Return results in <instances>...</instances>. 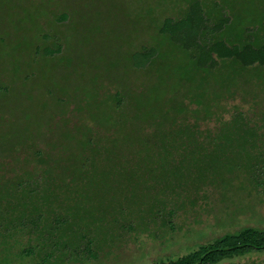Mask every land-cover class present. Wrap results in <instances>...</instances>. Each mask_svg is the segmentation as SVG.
Instances as JSON below:
<instances>
[{"label":"rangeland","instance_id":"obj_1","mask_svg":"<svg viewBox=\"0 0 264 264\" xmlns=\"http://www.w3.org/2000/svg\"><path fill=\"white\" fill-rule=\"evenodd\" d=\"M194 4L199 15L193 17L209 19L206 25L229 12L231 36L264 16V0H0V174L5 171L11 185L19 181L17 172L29 170L35 186L64 191L43 206L46 226L56 213H68L50 238L60 247L39 248L42 240L30 228L8 240L0 233V264H150L243 225L264 227V189H251L239 177L226 189L205 185L175 215L154 214L153 186L166 176L168 183L179 179L177 149L157 151L192 135L184 137L181 129L189 123L162 125L153 113L164 109L173 117L171 109H178L185 90L198 81L191 80L198 51L184 43L193 37L183 28L174 40L162 27L167 20L178 25ZM149 49L155 53L144 64ZM258 71L247 81L224 67L209 75L206 94H214L218 78L221 107L214 118L199 120L201 130L214 128L220 113L226 119L235 107L257 120L264 109V67ZM226 82L234 97L223 98ZM187 119L194 121L189 114ZM164 126L184 132L170 135ZM75 187L81 198L67 196L66 188ZM140 199L143 209L133 215L128 210L138 208ZM119 206L132 215L133 226L125 215L113 223ZM81 234L93 240L89 251L78 248L87 246ZM28 246L34 251L22 254ZM250 262L264 264V252L219 264Z\"/></svg>","mask_w":264,"mask_h":264},{"label":"trees","instance_id":"obj_2","mask_svg":"<svg viewBox=\"0 0 264 264\" xmlns=\"http://www.w3.org/2000/svg\"><path fill=\"white\" fill-rule=\"evenodd\" d=\"M218 6L219 4L216 3L215 8ZM194 8H196L195 4L191 5L189 14L185 19L178 21V25L167 20L166 25L162 27L174 40L177 38V31L183 28L193 37L184 43L187 49L194 48L198 51L197 57L192 55L195 59L192 69H195L197 74L191 77L192 81L195 77L198 78V81L197 84L194 82L195 86L192 90H185L182 103L178 109H171L173 110V117L167 116L169 111L164 109L157 115L153 113L154 117L151 116L160 121L162 125L165 120L177 122L183 120L184 123H189L188 126L181 128L182 130L186 129L184 137L187 134L192 135V138L185 139L183 143L179 141V143L170 144L167 147L164 144L162 146L163 152L156 150L157 154L165 155L172 152L171 148L178 151L176 155L178 157L174 163V165L176 164L174 168L179 173L175 175L176 178L179 177L178 181L168 183L166 179L169 176H166L165 179L161 178L160 182L153 186L152 193L150 191L155 208L154 214L161 218L167 215H175L177 208L183 207L188 201L192 202L190 197L192 193H199L201 188L207 184L226 189L231 185L232 179L239 177V179L245 180L251 189H264V147L256 149L264 144V109L256 113L258 115L257 120H253L251 117L248 119V116L251 115L247 114L244 109L235 107L226 119L223 117V113H220L214 128L201 130L199 126L200 119L208 118L210 120L214 118L221 107V90L220 85L217 84L218 78L214 79L213 82L214 94L212 96L206 94L205 85L207 87L210 85L207 80L210 74L215 72L217 74V71L224 67L233 72L234 75L244 76V80L247 81L245 77L256 74L259 69L264 67V16L260 22H250L245 26H240V33L231 36L227 30L232 23L229 12L222 16L219 21L216 20L217 22L215 21L214 24L211 22V25H206L209 19L206 18V20L204 16L193 17V14L197 12V9L193 10ZM207 27L210 29L203 38L201 34L204 30L207 31ZM154 53V49L147 50L143 63L150 62ZM223 91L225 93L223 98L236 95V91L230 87L229 82H226V88ZM192 102H196L195 108L189 107ZM188 114L194 118L193 122H189L187 119ZM148 119L150 118L148 117ZM150 122L153 123L154 121ZM144 128L147 129H144L145 133L150 132L149 126ZM163 129L164 133L170 135H181L184 132L178 131L177 127L174 126H164ZM36 152L38 151L34 153ZM166 163L169 166L170 161ZM154 164L160 167L159 161H154ZM162 166L165 168L166 164L163 163ZM28 171L26 172L29 173V178L25 180L24 174L26 172H17L15 178L19 177V181L11 185L7 184L10 176H7L5 171L0 174V233L8 240L7 238L17 234L22 230L21 228H30L28 233H33L34 238L42 240L41 244L38 245L37 243L36 245L39 248L48 250L52 245L53 247H60V242L51 243L50 238L52 233L54 235L60 225L66 222L68 213H56L53 218L50 217L51 220L46 226L45 221L41 223V220L45 218L43 216L44 211L41 212V210L44 205H51L54 203L52 201H58L61 193L64 195V191H57L59 190L58 187L51 188L49 185L35 186L30 181L33 177ZM25 181L28 183L25 184ZM136 187L134 186L135 189ZM79 188H66L67 196L81 198L83 193L79 191ZM222 195L224 196L223 193ZM43 197H48L49 203L42 202ZM161 197L163 198L161 199ZM15 201L19 202L20 206H17L19 209H15L17 205L14 203ZM142 203L140 199L139 205ZM51 208L50 211L46 209V212L49 214L53 212ZM113 209L119 212L113 216V223L118 222L123 215H125L126 220L132 216L128 215L122 206ZM142 209L143 207L140 205L138 208L135 206V209L128 211L135 215L137 211L141 212ZM128 222L133 226L132 219ZM13 230L15 231L12 233ZM80 240L81 242L85 241L87 246L84 249L79 247V244V250L88 249L89 251L88 244L93 240H89V236L85 234H81ZM48 243L49 245H47ZM63 244L65 243L63 242ZM33 251V248L28 246V248H23L21 253L29 255ZM252 252H264V227L243 225L235 230L199 242L193 249L176 258L156 260L150 264H219Z\"/></svg>","mask_w":264,"mask_h":264}]
</instances>
